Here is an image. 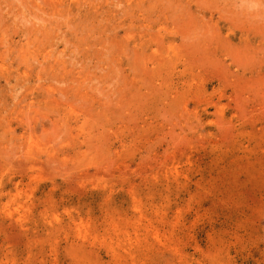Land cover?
Listing matches in <instances>:
<instances>
[{"label":"rangeland","instance_id":"rangeland-1","mask_svg":"<svg viewBox=\"0 0 264 264\" xmlns=\"http://www.w3.org/2000/svg\"><path fill=\"white\" fill-rule=\"evenodd\" d=\"M0 264H264V0H0Z\"/></svg>","mask_w":264,"mask_h":264}]
</instances>
